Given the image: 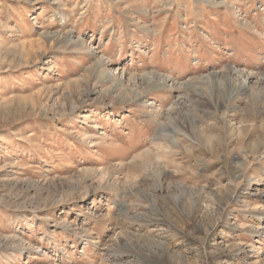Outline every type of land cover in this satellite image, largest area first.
<instances>
[{"label": "rangeland", "instance_id": "1", "mask_svg": "<svg viewBox=\"0 0 264 264\" xmlns=\"http://www.w3.org/2000/svg\"><path fill=\"white\" fill-rule=\"evenodd\" d=\"M0 264H264V0H0Z\"/></svg>", "mask_w": 264, "mask_h": 264}, {"label": "bare ground", "instance_id": "2", "mask_svg": "<svg viewBox=\"0 0 264 264\" xmlns=\"http://www.w3.org/2000/svg\"><path fill=\"white\" fill-rule=\"evenodd\" d=\"M248 75H249V74H248ZM251 93H252V92H251ZM252 95H253V94H252ZM226 97H227V98H231L232 95H229V94H228ZM252 97H253V96H252ZM156 138H158V137H156ZM258 154H259V153H258ZM252 155H253V154H252Z\"/></svg>", "mask_w": 264, "mask_h": 264}]
</instances>
